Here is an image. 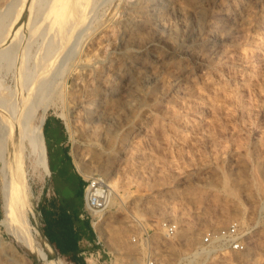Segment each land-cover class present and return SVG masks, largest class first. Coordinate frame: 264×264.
Returning a JSON list of instances; mask_svg holds the SVG:
<instances>
[{"label":"rangeland","instance_id":"rangeland-1","mask_svg":"<svg viewBox=\"0 0 264 264\" xmlns=\"http://www.w3.org/2000/svg\"><path fill=\"white\" fill-rule=\"evenodd\" d=\"M66 1L0 0V264H41L16 243L6 197L46 239L47 174L16 124L29 105L63 118L80 172L110 190L96 229L119 264L163 221L183 257L238 228L243 251L192 264H264V0Z\"/></svg>","mask_w":264,"mask_h":264},{"label":"crops","instance_id":"crops-1","mask_svg":"<svg viewBox=\"0 0 264 264\" xmlns=\"http://www.w3.org/2000/svg\"><path fill=\"white\" fill-rule=\"evenodd\" d=\"M39 132L42 135L44 154L38 143ZM25 140L30 142L38 166L47 174L40 203L43 234L47 240L44 239L43 244L39 239L42 235L35 211L29 217L35 232L34 244L30 245L24 239L15 241L35 255L41 264H64L54 256L49 243L74 264H86L82 254L98 249L99 239L92 220L84 215L88 180L76 164L68 126L63 118L55 114L46 115L43 111L38 120L35 116Z\"/></svg>","mask_w":264,"mask_h":264},{"label":"built area","instance_id":"built-area-1","mask_svg":"<svg viewBox=\"0 0 264 264\" xmlns=\"http://www.w3.org/2000/svg\"><path fill=\"white\" fill-rule=\"evenodd\" d=\"M110 199L111 192L104 182L99 179L87 181L84 215L92 220L94 227L96 222L94 221L96 219L94 214L100 211L103 212L108 207ZM160 228L163 231V234L160 236L145 232L140 234L139 237L133 238L132 243L137 247L134 250L135 252L131 253V259L129 258L128 261L123 264H173L174 260L172 262V257L164 251L165 247L158 248L154 237L159 238V242L165 244L166 241L171 240L177 235L178 226L172 222L163 221L160 224ZM100 242L99 239L98 249L85 251L82 254L86 264H119L118 260L121 259L115 254V256L111 255L106 248H102ZM221 245L239 252L245 249V243L240 236L238 228L236 226H231L221 231L219 234H207L203 239L202 246L189 253L185 260L188 263L191 262V264L198 260L207 261L215 252V247H221ZM180 264H182V261Z\"/></svg>","mask_w":264,"mask_h":264},{"label":"bare ground","instance_id":"bare-ground-1","mask_svg":"<svg viewBox=\"0 0 264 264\" xmlns=\"http://www.w3.org/2000/svg\"><path fill=\"white\" fill-rule=\"evenodd\" d=\"M66 0H59V5L58 7H55L54 9H60V11H63L64 9L67 10V6L65 5ZM71 2V0H68ZM142 1V0H141ZM188 1V0H187ZM67 2V1H66ZM69 2V4H70ZM191 1H189L190 3ZM188 3V4H189ZM68 5V4H67ZM197 5V4H196ZM195 5V6H196ZM70 6V5H69ZM139 6V5H137ZM144 6V4L142 5ZM155 6V4H154ZM190 6V4H189ZM193 6V4H192ZM141 7V6H140ZM149 7V6H148ZM163 7V6H162ZM53 8V7H52ZM205 8V7H203ZM202 8V9H203ZM47 9V8H46ZM50 9V8H49ZM139 10V9H138ZM137 10V11H138ZM142 11V9H141ZM153 11V10H152ZM52 12V11H51ZM55 10L53 11V14H54ZM147 12V11H146ZM154 12V11H153ZM49 13V11H48ZM161 13V12H160ZM197 14V13H196ZM52 16V15H51ZM139 17V16H138ZM148 18V17H147ZM49 19V18H48ZM52 19V18H51ZM138 19V18H137ZM142 19V18H141ZM135 20V16H134V19ZM153 21V20H152ZM153 25V24H152ZM145 26V25H144ZM149 26V25H147ZM150 27H153V26H150ZM152 37V35H151ZM150 38V37H149ZM162 39V38H160ZM155 41V40H154ZM133 50V49H132ZM27 55V54H26ZM28 56V55H27ZM23 57V56H22ZM30 57V56H29ZM28 57V58H29ZM179 77V76H178ZM183 77V76H182ZM175 81V80H174ZM177 82V81H176ZM35 104V103H34ZM29 105V104H28ZM27 105V106H28ZM38 104H36L35 106H37ZM26 109V108H25ZM36 113H37V107H33L32 105L28 106L27 109L24 111V114H23V122L21 124H19L18 122L16 124L19 125V128H20V132H21V138H22V141H23V136L28 134L30 129H31V126H32V122L36 116ZM5 133L3 132V128L1 129V142H2V147H1V150H2V153H4V148H5V144H4V135ZM7 136V135H5ZM12 136V135H11ZM7 138V137H6ZM38 143L41 144L42 146V154H44V147H43V142H42V135H41V132H39L38 134ZM22 144V143H21ZM16 147V146H15ZM19 150V149H18ZM3 156V155H2ZM78 159V158H77ZM40 160V159H39ZM43 160V159H42ZM79 160V159H78ZM42 163V161H41ZM18 165V164H17ZM12 167V166H11ZM10 167V168H11ZM19 167V166H18ZM20 171V170H19ZM19 174V173H18ZM13 175V174H12ZM11 175V176H12ZM18 177V176H17ZM25 178H23L24 180ZM20 181V180H19ZM25 181V180H24ZM21 183V182H20ZM18 183V179L13 183V186L16 187L17 189H19L20 191H23V197L20 198L18 200L19 204L21 205V207L25 210V211H31V212H34V210L32 209V205L30 204L29 200H28V195H26V189H25V184L23 183ZM15 189V188H14ZM7 192L5 190L4 192V196L6 197L7 195ZM124 205V204H123ZM7 212H8V215H9V219L10 221L17 227L18 229V232H19V235L21 236L22 239H24L28 244H33L34 243V238H33V231H32V226L31 224L29 223L28 219L26 218V216L22 213V212H19L17 210H14L13 207L11 206L10 204V201H9V198L6 197V206H5ZM102 211L100 212H97L94 214V217H98V220L97 222H95V227L97 229H101V227L103 226V221H104V218H102ZM95 217V218H96ZM101 231V230H100ZM102 233V232H101ZM103 234V233H102ZM154 240H156V244L158 246V248L160 247H165L164 251L168 253V255H170L172 257V254H174V250L172 249L173 247L171 245H165L163 242H159V238L157 237H154ZM181 240V239H180ZM185 241V240H184ZM186 243V242H185ZM184 243V244H185ZM3 245V244H2ZM1 245V246H2ZM180 245H183V241L181 240L180 241ZM187 246V245H186ZM5 247V245L3 246ZM14 248V247H13ZM135 250V249H134ZM132 250L131 253H134L135 251ZM184 249H182L181 251L183 252ZM187 251V250H186ZM184 251V254H186ZM189 253V252H188ZM117 257H118V254H117ZM17 259V258H16ZM187 259V256L186 257H183L180 255V252L174 254V257H172V262L174 260V262H176L177 264H180L181 261ZM26 260V259H25ZM13 261V259H12ZM184 263V262H183ZM191 264V262H189ZM5 264V263H3ZM9 264V263H8Z\"/></svg>","mask_w":264,"mask_h":264},{"label":"water","instance_id":"water-1","mask_svg":"<svg viewBox=\"0 0 264 264\" xmlns=\"http://www.w3.org/2000/svg\"><path fill=\"white\" fill-rule=\"evenodd\" d=\"M45 237V236H44ZM47 240V239H46ZM49 243V242H48ZM50 244V243H49Z\"/></svg>","mask_w":264,"mask_h":264}]
</instances>
